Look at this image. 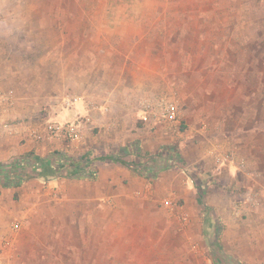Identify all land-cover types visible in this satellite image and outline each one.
<instances>
[{"label":"rangeland","instance_id":"374dc122","mask_svg":"<svg viewBox=\"0 0 264 264\" xmlns=\"http://www.w3.org/2000/svg\"><path fill=\"white\" fill-rule=\"evenodd\" d=\"M111 60L141 77L126 78V102L106 105L97 95ZM0 79L16 99L8 122L42 128L77 104L93 117L78 143L24 135L28 152H90L122 177L34 180L57 210L29 227L48 236L30 239L22 264H264V0H0ZM69 97L81 100L67 106ZM167 100L179 107L175 124L157 121ZM146 130L163 135L152 157L191 185H139L100 159L135 163Z\"/></svg>","mask_w":264,"mask_h":264},{"label":"crops","instance_id":"0c3cea01","mask_svg":"<svg viewBox=\"0 0 264 264\" xmlns=\"http://www.w3.org/2000/svg\"><path fill=\"white\" fill-rule=\"evenodd\" d=\"M113 62L114 64L111 60V62H109L105 66L106 73L104 75V80H106V82L100 83V91H98L99 93L97 95L98 99L105 102L106 105L109 103L111 105H114L117 101H123L122 103L126 102L124 101L125 97L122 99V94H126L128 90H133V84L129 85L126 78L131 76L133 77V79H136L140 76L139 71L137 75L133 74V76L128 72L126 61L122 65L117 64V61L113 60ZM116 73H120V76L115 75ZM153 75L154 74H149V76L147 77L149 79L148 82L150 81V79H153ZM138 83L140 87H144V85L140 84V81ZM0 84L5 83H2V81H0ZM135 88L136 87H134V89ZM119 96L121 97V100H117ZM118 107L122 109L124 108L123 104H119ZM89 113L90 112L88 111L87 106H81L77 104L74 106V108L63 111L58 116V120L59 122H66L61 120L73 117L76 118L79 115L85 116ZM1 121L2 118L0 116V133H4V128L7 124L2 123ZM147 122L149 123L150 121ZM141 133L143 136V143L141 146L144 147L145 152L141 155V153L137 151V147H135L136 149L134 148L135 150L132 152H135V155L133 154L132 156H137L139 159L135 160V163L125 161L123 160V157H119V155L103 157H114L128 162L129 165L110 159L114 162L123 164L125 168L123 170V176L127 177L128 180L133 181V183H138L139 185L145 184V180L153 179L152 177H157V180H155L156 183L155 181L153 183L158 185H191V181L189 179H187L186 181H184V179L179 181L172 179V177H170V174L168 173V170L165 168L166 166H162V162L158 161V156L155 155L152 157L151 154L153 153V151H157L160 149V145H158L157 147L152 141L153 139L158 141L162 138L163 135L160 134V131H156L154 134H151L150 132H148V130H146ZM20 139H26V144H24L23 146L20 145L18 143ZM28 141L29 140L21 134L0 136V170H2V172H5L7 168L6 166L11 164V162L16 161L17 158H20L23 154L29 153L28 151L32 148L33 145ZM58 153H64L67 156L78 161L83 160L82 158L88 157L90 163L88 167L85 168L84 173L82 174L84 176H63L58 178L38 177L25 181L19 186L3 187L1 184V179L3 178L4 173L0 174V264H22V257L18 255V253L20 250L21 253L24 251L25 253L33 252V248H30V246H28L30 239L33 237L39 238L40 236H42L45 238L48 236V234L45 233L47 230H43L44 232L39 230H29V227L33 223L35 224V222H39V224L46 226L49 221L47 220V216H51V214L56 212L57 210L53 208L54 204H56L54 198H51L47 194H44V191L42 192L40 188L37 187V183L33 182L34 180H49L47 185H119L121 183L122 177L120 173L118 171L114 172L107 166L101 165L100 167V165H97L98 158L92 156L90 152L86 155H79L77 153L72 155L67 151H59L55 154L49 155L48 157H42L40 153H33V155L38 158L42 157L44 159H49L52 157L54 159V156L58 155ZM148 154L151 155V157L148 156ZM168 157H171V155ZM94 164L99 167V171H95L92 168ZM96 178L99 179V182H84L86 179H93V181H95ZM55 179H58V181L55 182ZM81 179L85 180L81 181ZM38 185H42V183H38ZM196 185L203 184L197 183ZM200 197L202 196L200 195ZM18 198L19 202L17 203L16 201ZM99 206V208H101V205ZM104 214L106 215V210H104ZM15 221H18L20 224V228L18 231H15L12 228V223ZM52 233L53 237H57L59 235V233H56L55 230L52 231ZM66 234L67 237L73 236L74 230L73 232L72 229L68 230ZM64 235V233H61L59 237H62ZM19 239L21 243L20 247H17L15 243H18ZM43 250L41 253H43ZM59 250H68V254H70L69 250L75 249L65 247ZM36 251L40 252L38 246L36 247Z\"/></svg>","mask_w":264,"mask_h":264},{"label":"built area","instance_id":"2783aa9c","mask_svg":"<svg viewBox=\"0 0 264 264\" xmlns=\"http://www.w3.org/2000/svg\"><path fill=\"white\" fill-rule=\"evenodd\" d=\"M15 97L13 92L7 89H0V116L2 118V123L7 124L4 128V132L10 135L21 134L29 136L33 140L44 139L54 140V139H67L73 143H78L83 140L87 129L93 126V117L91 114L85 116H78L73 121L59 122V121H48L45 125L40 128L33 126L32 124L25 122L12 123L8 122L6 115L10 113L15 105ZM81 100V97H69L66 99L65 103L67 106H71ZM93 110L101 111L103 106L93 105ZM104 110H107L104 108ZM154 106L152 104L145 105L142 108L144 115L151 117L154 112ZM179 118V107L177 103L173 101H164L160 105V111L157 114V121L168 122L170 124H175L178 122ZM167 206L171 205L170 200L165 201ZM12 228L18 231L20 224L18 221L12 223Z\"/></svg>","mask_w":264,"mask_h":264},{"label":"trees","instance_id":"16d2710c","mask_svg":"<svg viewBox=\"0 0 264 264\" xmlns=\"http://www.w3.org/2000/svg\"><path fill=\"white\" fill-rule=\"evenodd\" d=\"M102 160L112 159L117 162L129 165L128 162L122 161L114 157H100ZM83 160H74L64 153H58L49 159L42 157L38 158L32 152L23 154L16 161L11 162L6 166L5 172L0 170V174L4 173L1 179L3 187L19 186L25 181L38 177H74L84 176L85 168L88 167L89 158H82ZM66 169V171H65Z\"/></svg>","mask_w":264,"mask_h":264}]
</instances>
